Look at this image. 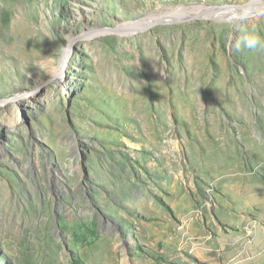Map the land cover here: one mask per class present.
<instances>
[{
  "label": "rangeland",
  "instance_id": "1",
  "mask_svg": "<svg viewBox=\"0 0 264 264\" xmlns=\"http://www.w3.org/2000/svg\"><path fill=\"white\" fill-rule=\"evenodd\" d=\"M253 1L0 0V264H264Z\"/></svg>",
  "mask_w": 264,
  "mask_h": 264
},
{
  "label": "bare ground",
  "instance_id": "2",
  "mask_svg": "<svg viewBox=\"0 0 264 264\" xmlns=\"http://www.w3.org/2000/svg\"><path fill=\"white\" fill-rule=\"evenodd\" d=\"M246 5H247V15L249 17L248 20H250V21L253 18L258 17L260 14H262L264 12V2H262L261 0H254L253 2H250L249 4H246ZM226 9H228V8H226ZM240 10H241V8L240 9L231 8L227 12H223V11L221 12V11L217 10V11L210 12L205 17L208 18V19H210V20H222V19L223 20H230V18L233 20L240 13ZM202 11H206V9L205 8H198V9L192 10V11L187 12V13H185V12L183 13L182 11H176V12H172V13H169V14L167 13V15L165 17L166 18H168V17L171 18V17H174L175 16V17L179 18L180 16L186 15V14H189V13L190 14H194V17H195V14H198V16H199L200 15L199 12H202ZM201 17H204V16H201ZM153 20H155V18H153V19H146V20L144 19L143 24L145 23V24H148V26H149V24H152ZM157 20H159V19H157ZM140 24H142L141 21H139V25ZM130 25L132 27V26H135L137 24L134 23V24H130ZM130 25H128V26H130ZM143 26H145V25H143ZM70 48H71V46H69V48L65 52V53H67L66 54L67 57L66 56L64 57V59L62 61V64H61V69L63 68L66 60H68L67 58H68V55L70 54V52H69V49Z\"/></svg>",
  "mask_w": 264,
  "mask_h": 264
},
{
  "label": "clouds",
  "instance_id": "3",
  "mask_svg": "<svg viewBox=\"0 0 264 264\" xmlns=\"http://www.w3.org/2000/svg\"><path fill=\"white\" fill-rule=\"evenodd\" d=\"M247 15V5H242L240 13L236 16V20L239 22H244L248 19ZM236 48L239 50L241 48L256 50L264 49V39L258 35L254 34H242L236 43Z\"/></svg>",
  "mask_w": 264,
  "mask_h": 264
},
{
  "label": "built area",
  "instance_id": "4",
  "mask_svg": "<svg viewBox=\"0 0 264 264\" xmlns=\"http://www.w3.org/2000/svg\"><path fill=\"white\" fill-rule=\"evenodd\" d=\"M245 233H246V235H251V230H250L249 226H247L245 228Z\"/></svg>",
  "mask_w": 264,
  "mask_h": 264
}]
</instances>
